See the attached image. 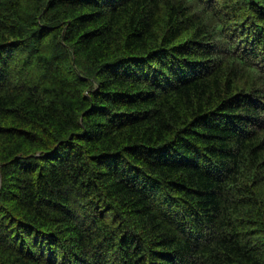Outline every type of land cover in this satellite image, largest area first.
<instances>
[{
  "label": "trees",
  "instance_id": "trees-1",
  "mask_svg": "<svg viewBox=\"0 0 264 264\" xmlns=\"http://www.w3.org/2000/svg\"><path fill=\"white\" fill-rule=\"evenodd\" d=\"M0 175V264H264V0H0Z\"/></svg>",
  "mask_w": 264,
  "mask_h": 264
},
{
  "label": "bare ground",
  "instance_id": "bare-ground-1",
  "mask_svg": "<svg viewBox=\"0 0 264 264\" xmlns=\"http://www.w3.org/2000/svg\"><path fill=\"white\" fill-rule=\"evenodd\" d=\"M161 9V8H160ZM159 10V9H158ZM64 17V16H63ZM42 22V21H41ZM151 41V40H150ZM159 41V40H158ZM151 43H154V40L151 42ZM151 43H150V45H151ZM157 43V42H156ZM159 43V42H158ZM149 44V43H148ZM153 45V44H152ZM155 49H157V48H155ZM178 49V48H177ZM26 51V50H25ZM160 51V50H159ZM201 51V50H200ZM22 53H24V52H22ZM201 53V52H200ZM194 55V54H193ZM211 55V54H210ZM192 56V55H191ZM198 56V55H197ZM201 56V55H200ZM212 56V55H211ZM188 57H189V55H188ZM187 58V57H186ZM190 58V57H189ZM192 58V57H191ZM200 58V57H199ZM208 58V57H207ZM195 59V58H194ZM197 59V58H196ZM198 60V59H197ZM214 60V59H213ZM192 61V60H191ZM206 61V60H205ZM204 61V62H205ZM9 62V61H8ZM24 62V64H25V61H23ZM29 62V61H28ZM194 62H195V60H194ZM200 63V62H199ZM209 63V62H208ZM229 63V62H228ZM202 64V63H201ZM222 64V63H221ZM28 65V64H27ZM26 65V66H27ZM209 65V64H208ZM25 66V65H24ZM9 67V66H8ZM23 69H25L26 70V68H23ZM172 70V69H171ZM243 70V69H242ZM20 71V70H19ZM27 71V70H26ZM17 72V71H16ZM16 72H15V74H16ZM170 73V72H169ZM23 75V74H22ZM250 75V74H249ZM261 75V74H260ZM249 80V79H248ZM251 82V81H250ZM251 84H252V82H251ZM250 88V87H249ZM248 88V89H249ZM209 105V104H208ZM208 108V107H207ZM263 110V109H262ZM236 112V111H235ZM230 132V131H229ZM238 133V132H237ZM225 136V135H224ZM222 138V137H221ZM226 142V141H225ZM167 143V142H166ZM169 144H170V142H169ZM159 147V146H158ZM164 147V146H163ZM170 147V146H169ZM161 149H162V147H160ZM192 148V147H191ZM6 150V149H5ZM60 150V149H59ZM158 151V150H157ZM156 152V151H155ZM193 152V151H192ZM198 152V151H197ZM203 152V151H202ZM55 153V152H54ZM205 153V152H204ZM159 154V153H158ZM8 155H9V153H8ZM10 155H12V154H10ZM163 155V154H162ZM4 158V157H3ZM210 159H211V157H209ZM208 158V159H209ZM201 159V158H200ZM204 159V158H203ZM217 159V158H216ZM2 160V159H1ZM6 160V159H5ZM25 159H23V161H24ZM205 160V159H204ZM2 161H4V160H2ZM16 161H17V159H16ZM20 161V160H19ZM22 161V160H21ZM14 162V161H13ZM221 163V162H220ZM9 166V165H8ZM5 168V167H4ZM3 169V168H2ZM15 169V168H14ZM16 170V169H15ZM20 173V172H19ZM8 174V173H7ZM263 177V176H262ZM259 179V178H258ZM256 180V179H255ZM7 181H8V179H7ZM257 181V180H256ZM4 182H6V181H4ZM255 182V181H254ZM5 186V185H4ZM102 188H104V187H102ZM18 189V188H17ZM2 190V189H1ZM24 190V189H23ZM107 192V191H106ZM106 196V195H105ZM179 197H180V195H179ZM107 199V198H106ZM108 200V199H107ZM178 200H179V198H178ZM181 200V199H180ZM233 201V200H232ZM107 202V201H106ZM102 203V202H101ZM111 203H112V200H111ZM110 203V204H111ZM101 205H104V204H101ZM179 210H180V207H179ZM235 210V209H234ZM123 213V212H122ZM120 215V214H119ZM227 215V214H226ZM233 216H235V215H233ZM231 218H232V216H231ZM105 225V224H104ZM112 227V226H111ZM188 228V227H187ZM106 229V228H105ZM109 229V228H108ZM110 230V229H109ZM190 231V230H189ZM106 232V231H105ZM110 232V231H109ZM112 232V231H111ZM105 234H107L108 235V232L107 233H105ZM109 236V235H108ZM107 236V237H108ZM259 241V240H258ZM261 241V240H260ZM111 242V241H110ZM252 242H254V241H252ZM262 242V241H261ZM255 243V242H254ZM253 243V244H254ZM260 243V242H259ZM258 243V244H259ZM264 243V242H263ZM252 244V245H253ZM259 246V245H258ZM264 248V247H263ZM261 249V248H260ZM62 255V254H61ZM65 257V256H64ZM58 258V257H57ZM66 258V257H65ZM64 258V259H65ZM68 259V258H67ZM57 260H59V259H57ZM1 261V260H0ZM69 261V260H68ZM58 262V261H57ZM61 263V262H60ZM58 264V263H57Z\"/></svg>",
  "mask_w": 264,
  "mask_h": 264
},
{
  "label": "water",
  "instance_id": "water-1",
  "mask_svg": "<svg viewBox=\"0 0 264 264\" xmlns=\"http://www.w3.org/2000/svg\"><path fill=\"white\" fill-rule=\"evenodd\" d=\"M0 190H1V175H0Z\"/></svg>",
  "mask_w": 264,
  "mask_h": 264
}]
</instances>
